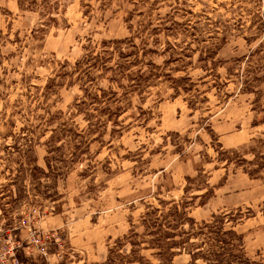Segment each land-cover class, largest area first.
Here are the masks:
<instances>
[{
    "label": "rangeland",
    "instance_id": "obj_1",
    "mask_svg": "<svg viewBox=\"0 0 264 264\" xmlns=\"http://www.w3.org/2000/svg\"><path fill=\"white\" fill-rule=\"evenodd\" d=\"M124 41L160 76L130 94L85 57ZM173 202L264 264V0H0L5 264H165L142 220Z\"/></svg>",
    "mask_w": 264,
    "mask_h": 264
},
{
    "label": "trees",
    "instance_id": "obj_2",
    "mask_svg": "<svg viewBox=\"0 0 264 264\" xmlns=\"http://www.w3.org/2000/svg\"><path fill=\"white\" fill-rule=\"evenodd\" d=\"M123 43L127 46L124 47L119 42H103L102 49L95 59L94 53L90 52L85 56L87 58L86 61H101L100 69L110 84L116 85L118 80L130 83L125 87L120 86L125 94L139 92L142 84L146 83L149 87L151 83H154V79L160 78L158 72L156 73L155 71L158 67L152 62L146 63L142 61L141 56L145 57V55L141 53L146 51L143 43H141L140 48H136L132 41H124ZM116 46H121V48H115ZM114 54H117L121 60L124 59L125 61L112 68L110 64L113 61ZM87 65H90L86 66L87 69L95 68L94 65ZM146 68L149 70L150 77H144L142 74V71ZM85 76L88 79V83L92 82L89 73H86ZM172 81L175 80L172 79ZM98 91L104 93L101 89H98ZM88 92L89 89L84 90L86 99L99 104L100 101L97 100V95H92ZM107 93L113 98L116 96V93L111 90ZM107 111L109 112V110ZM112 117L114 118L115 115L112 114L110 119ZM112 124L115 125L114 123ZM225 162L230 164L228 159H225ZM251 173H254V171H251ZM181 204L174 202L169 204L171 208L167 210L165 215L158 209H152L146 213V219L142 220V222L146 221L145 223L143 222L142 227L145 230V234L152 237V243L158 248L155 255L162 258L161 261H164L165 264H171L176 253L182 252L189 256L190 264H195L198 261L203 264H259L247 258L241 236H238L232 229L225 230L223 220L212 217L213 221L201 222L197 225L194 220L188 218L186 210ZM185 225L189 227L188 230L183 228ZM176 238L179 240L175 241ZM198 238H201L199 245L193 242L198 240ZM191 241L192 243H190ZM130 254L133 255L134 251L132 250Z\"/></svg>",
    "mask_w": 264,
    "mask_h": 264
},
{
    "label": "built area",
    "instance_id": "obj_3",
    "mask_svg": "<svg viewBox=\"0 0 264 264\" xmlns=\"http://www.w3.org/2000/svg\"><path fill=\"white\" fill-rule=\"evenodd\" d=\"M21 224L24 225V222H22ZM8 253H9V249L6 245V242L0 241V264H5ZM14 264H18V263L15 262Z\"/></svg>",
    "mask_w": 264,
    "mask_h": 264
}]
</instances>
